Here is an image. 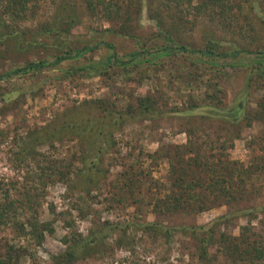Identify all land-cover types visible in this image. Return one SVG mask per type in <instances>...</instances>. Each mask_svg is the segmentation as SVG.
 Wrapping results in <instances>:
<instances>
[{"label":"rangeland","instance_id":"obj_1","mask_svg":"<svg viewBox=\"0 0 264 264\" xmlns=\"http://www.w3.org/2000/svg\"><path fill=\"white\" fill-rule=\"evenodd\" d=\"M127 1L123 0V5ZM153 1L156 5L157 1ZM4 3L5 0H0V12ZM62 3L71 4L78 14L76 24L71 29V37L79 45L89 40L97 43L94 51L85 55L84 61L102 60L108 56L111 50L101 41L106 35L103 29L112 26L114 28L119 22L113 24L108 21L105 18L106 11L99 6L87 9L85 0H35L30 3L23 20L13 19L5 13L3 16L10 31L24 32L25 38L33 40L31 32L42 24L49 23ZM232 3L242 4V10L236 15V20L230 22L229 19L219 23L217 17L211 18L209 14L203 13L197 16L196 24L192 28L182 32L185 40H192L200 45L206 31L211 30L222 38L223 46L256 48L261 43L264 45V23L258 24L255 13L258 9L259 14H264L259 4L257 3L258 7L254 10L250 9L251 5L244 0H232ZM130 10L133 11V7ZM234 10L233 13H236L237 9ZM130 18L134 24L141 23L138 31L140 34H146L154 28L146 16L145 8L140 21L134 14ZM261 18L264 19L262 16ZM248 21L256 28L255 32L249 29ZM241 27L243 30H240ZM256 35L261 41L255 40ZM104 39L114 44L119 55H124L134 48V43L122 36L107 34ZM6 42V45L0 42V73L43 56L44 49L39 45L32 46L30 43L25 45L26 47H18L14 42ZM254 60L261 59L246 55L217 62L219 67L225 68L224 71L208 75V78L218 85L215 88L227 92L226 97L222 99V106L234 100L235 92L239 90L244 76L247 75L242 65ZM61 69L62 67L44 69L41 72L30 71L0 81V106H5L0 109V199H5L7 195L15 200L17 214L12 223L0 227V254L6 255L11 251L14 258L19 256L20 264H52V256L65 248L63 239L68 235L65 234V221L71 217L74 219V227L83 235L92 227V221H95L96 225L106 220L117 221L127 230L125 233L119 230L109 234L105 240L107 247L102 255L80 260L77 264H201L195 255V241L186 234L176 231L168 243L162 238L154 239L151 235L142 234L134 227L135 222H141L143 219L153 220L155 214L151 211V205L140 210L138 203L133 204L134 199H129L120 191L123 186L122 171L132 167L134 172L150 173L153 185L155 181L157 184H166L168 161L165 158L151 160L149 155L162 143L184 144L188 138L183 130L188 126L196 131V137L202 146L200 150L216 157L220 155L224 158V155H228L230 161L244 166L253 163L254 166L257 157L264 151V122L253 120L250 125L242 122L239 126L231 127L226 121L196 116L188 120L187 116L166 113L169 111H163L162 115L152 121L129 120L116 134L117 153L103 156L100 166L104 174L100 181L87 191V186L76 174L68 177L67 183L65 177L62 179L59 175L50 176L49 170H45L51 165L54 169V164L63 169L61 163H58L63 161L69 165L71 171L78 172L82 165L79 142L64 138L60 142H54L53 146L42 144L30 148L27 142L36 128L47 124L57 113L84 100L106 97L116 98L118 103H126L135 95H144L150 91L160 99L161 109L168 110L186 107L192 91L190 86L185 87L184 83L174 79L167 71L158 70L154 74L151 73L149 79H143L139 83L113 73L92 76L73 74L62 78ZM191 85L198 101L202 102L203 92L209 87L200 82ZM208 90H212V86ZM4 94L5 97H11H8L6 102L4 98L1 99ZM262 95L264 81H255L246 101L250 110L255 108V101ZM231 139L232 146L224 150L226 142ZM56 170L57 168L53 172ZM250 182L253 185L249 188L253 187L256 192L237 200L234 205H216L188 215L174 214L166 217L164 222L170 225H203L221 215L235 212L236 208L246 209L254 204L264 203V177L255 175ZM145 189L144 183L140 189L137 188L139 193H135V196H139ZM28 195L30 199H27ZM249 215L248 212L246 215H228L227 219L218 225V233L240 237L243 226L248 225L251 229L246 236L259 240L264 245V215L260 212L256 218ZM28 220L50 222L53 231H44L43 237L37 243L32 234L28 233L31 230ZM19 222H24L23 230L28 234H22ZM119 238H122L121 246L116 245ZM218 246L214 244L209 248L213 259L208 264H234L230 256L226 257ZM236 264H264V259L256 263L247 259L239 260Z\"/></svg>","mask_w":264,"mask_h":264},{"label":"trees","instance_id":"obj_2","mask_svg":"<svg viewBox=\"0 0 264 264\" xmlns=\"http://www.w3.org/2000/svg\"><path fill=\"white\" fill-rule=\"evenodd\" d=\"M122 1L85 0L87 9L99 6L106 11L105 18L108 21L113 24L119 22L114 28L112 26L103 29L106 35L101 40L102 44L111 52L102 60L97 61L92 59L84 61L86 60L85 55L93 52L97 47L94 40L85 41L79 45L71 37V29L75 26L78 15L71 4H60L49 23L42 24L31 32L33 40L25 38L24 32L10 31L3 13L11 15L13 19L23 20L30 3L35 0H5L0 12V42L3 45L7 44L6 41L14 42L18 47H26L25 45L32 43V46L35 44L44 49L43 56L0 73V81L30 71L41 72L44 69L62 67L60 71L62 78L73 74L92 76L93 74L113 73L123 79L135 80L139 83L143 79H149L151 73L154 74L158 70L167 71L174 79L184 83L185 87L190 86L192 93L188 96L187 106L183 108L162 110L160 99L150 91L144 95H135L126 103H118L116 98L102 97L71 105L54 115L47 124L34 130L27 142L30 148L42 144L53 146L54 142H60L64 138L79 142L82 165L78 172L71 171L69 165L63 161H58L63 169L58 164H54V169L51 165L45 170H49L48 175L50 176L59 175L58 177L62 179L65 177L67 183L69 182L68 177L76 174L87 186V191L93 184L100 181L104 174L100 166L103 156L117 153L116 134L129 120L152 121L162 115L163 111H169L166 113L187 116L188 120L196 116L226 121L231 127L239 126L242 122L250 125L253 120L264 122V95L255 101L253 110L248 108L246 102L254 82L264 81V45L261 43L256 48L238 45L223 46L222 38L216 36L211 30L206 31L202 43L197 45L192 40H185L182 34L188 28H192L196 24L197 16L203 13L209 14L211 18L212 16L217 17L219 23L229 19L230 22L236 20V15H239L242 10L241 3L231 4L232 0H156V5H154L153 0H128L123 5ZM244 1L251 5L250 9L254 10L257 9L258 3L260 10L264 13V0ZM132 7L133 11L130 10ZM144 8L154 28L146 34H140L138 31L141 23H132L130 17L134 14L140 21ZM234 9H237L236 13H233ZM255 13L258 17V24H263L264 19L261 16L264 17V14H259L258 9ZM248 23L251 32H255L256 28L252 22L248 21ZM242 27L240 30H243ZM107 34L131 40L134 48L124 55H119L114 44L104 39ZM256 39L261 41L257 35ZM246 55L257 56L261 60L246 62L242 65L247 75L244 76L239 90L235 92L234 100L222 106L221 103L224 101L222 99L226 97L227 92L215 88L217 84L212 82L208 75L224 71L225 68L219 67L217 62L229 61L231 58ZM195 82L206 83L209 88L212 86V90L207 88L203 92L202 102L198 101L194 89H191V84ZM8 97L4 94L1 99L4 98L6 102ZM0 107V109L5 108V106ZM191 128L188 126L183 130L188 138L184 144L162 143L153 154L149 155L151 160L165 158L168 161L166 184H157L155 181L153 185L150 173H137L132 167L122 171L123 186L120 191L129 199H134L133 204L138 203L140 210L151 205V211L155 214L153 220L143 219L141 222H135L134 227L142 234L151 235L154 239L162 238L168 243L176 231L186 234L194 239L195 255L201 264L212 262L213 258L209 254V248L214 244H218L222 253L226 257L230 256L234 264L245 259L253 263L263 260L264 245L259 240L249 239L246 236L251 226H243L240 237H229L224 232L218 233L217 228L230 214L246 215L248 212L253 218L257 217L258 212L264 215V203L254 204L246 209L236 208L235 212L221 215L203 225H170L164 222L166 217L174 214L188 215L216 205H234L238 202L237 200L256 192L252 189L253 187L249 188L253 185L250 181L255 175L264 177V151L260 157H257V163L254 166H252L253 163L244 166L230 161L228 155H224V158L220 155L216 157L212 153L200 150L201 142L196 137V131ZM226 143L224 150L232 146V139ZM56 168L57 170L53 172ZM144 183L146 184L145 191L141 190V194L135 196V193H139L137 188L140 189ZM27 199H30L29 195ZM15 202L7 195L5 199H0V227L12 223L17 218ZM27 222L31 228L28 233L32 234L37 243L43 237L44 231L49 233L53 231L50 222L39 223L32 220ZM19 225L22 234H28L23 230L24 222ZM74 226L73 218L70 217L65 221L67 228L65 234H68L63 239L65 248L52 256V264H77L80 260L102 255L107 247L105 240L109 234H114L119 230L124 233L127 231L120 222H109L108 220L97 225L95 221H92V227L86 235ZM121 243L122 238H119L118 242L116 240V245L121 246ZM0 264H20L19 256L14 258L11 251H8L6 255L0 254Z\"/></svg>","mask_w":264,"mask_h":264}]
</instances>
